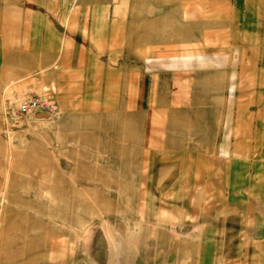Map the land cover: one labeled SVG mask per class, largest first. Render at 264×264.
<instances>
[{
  "label": "rangeland",
  "instance_id": "374dc122",
  "mask_svg": "<svg viewBox=\"0 0 264 264\" xmlns=\"http://www.w3.org/2000/svg\"><path fill=\"white\" fill-rule=\"evenodd\" d=\"M147 1L0 0V264L144 263L264 215V0ZM31 98L50 117L14 120Z\"/></svg>",
  "mask_w": 264,
  "mask_h": 264
},
{
  "label": "crops",
  "instance_id": "0c3cea01",
  "mask_svg": "<svg viewBox=\"0 0 264 264\" xmlns=\"http://www.w3.org/2000/svg\"><path fill=\"white\" fill-rule=\"evenodd\" d=\"M161 1L163 6L164 1ZM4 49L2 45L3 54ZM213 181L206 186L216 188L217 181ZM198 183L201 184V176ZM219 217L222 216H201L200 220L211 223L195 228L190 239H179L172 248L162 246L156 260L138 264H264V215ZM218 219L225 222L222 230L213 222Z\"/></svg>",
  "mask_w": 264,
  "mask_h": 264
},
{
  "label": "built area",
  "instance_id": "2783aa9c",
  "mask_svg": "<svg viewBox=\"0 0 264 264\" xmlns=\"http://www.w3.org/2000/svg\"><path fill=\"white\" fill-rule=\"evenodd\" d=\"M45 106L46 105H42L39 99L37 98H31L29 100H25L18 105L17 109L12 114V118L15 120V118H20L21 115H25V114L33 115L40 110L50 111L46 109Z\"/></svg>",
  "mask_w": 264,
  "mask_h": 264
},
{
  "label": "water",
  "instance_id": "95a60500",
  "mask_svg": "<svg viewBox=\"0 0 264 264\" xmlns=\"http://www.w3.org/2000/svg\"><path fill=\"white\" fill-rule=\"evenodd\" d=\"M50 117V114L44 111H39L35 113V118L37 119H47Z\"/></svg>",
  "mask_w": 264,
  "mask_h": 264
},
{
  "label": "bare ground",
  "instance_id": "6f19581e",
  "mask_svg": "<svg viewBox=\"0 0 264 264\" xmlns=\"http://www.w3.org/2000/svg\"><path fill=\"white\" fill-rule=\"evenodd\" d=\"M83 1H85V2H89V0H83ZM153 8V7H152ZM113 27V26H112ZM115 29V28H114ZM130 30H132V27H130L129 28ZM124 33H126V32H124ZM129 35L131 36V37H133V35H132V33L130 34V32H129ZM118 36H120V37H122V36H124V34L122 33H117V30H116V34L114 35V37H115V39H117L118 38ZM116 41V40H115ZM40 111H43V110H40ZM39 112V111H38ZM44 112H46V111H44ZM48 113V112H47Z\"/></svg>",
  "mask_w": 264,
  "mask_h": 264
}]
</instances>
